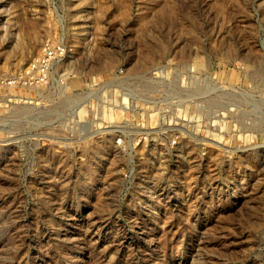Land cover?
<instances>
[{"label": "rangeland", "instance_id": "1", "mask_svg": "<svg viewBox=\"0 0 264 264\" xmlns=\"http://www.w3.org/2000/svg\"><path fill=\"white\" fill-rule=\"evenodd\" d=\"M50 35L69 51L54 82L0 89V264H264V0H0V73ZM159 65L175 126L118 147L85 82Z\"/></svg>", "mask_w": 264, "mask_h": 264}, {"label": "built area", "instance_id": "2", "mask_svg": "<svg viewBox=\"0 0 264 264\" xmlns=\"http://www.w3.org/2000/svg\"><path fill=\"white\" fill-rule=\"evenodd\" d=\"M68 52V45L64 36L50 35L46 37L37 57L24 70H21L18 74L0 73V89L18 86H28L35 89L52 81L54 82V70L66 60ZM154 72L158 75L151 74L149 77H154L151 80L143 75H132L126 68H121L111 75L110 79L94 77L91 82H85L90 91L83 88L87 92L85 99L88 101L83 106L86 107L87 112L88 108H91V114L94 117H99V112L102 109L103 112L109 110L110 114H113L110 115V139L114 140L118 147L140 150L162 148L159 144L162 143L160 140L164 139L160 135L161 129L175 126V124L167 122L166 118L169 116L166 117V115L171 116L174 106L181 100L176 86L180 85L179 81L170 78L168 70L163 65H159ZM149 80L152 81V85L148 84ZM183 80L184 78L180 81L182 86ZM107 93H110V109L106 108V105L101 106L99 103H96L95 106L96 99L106 102ZM162 99L166 101L165 106L168 107L165 110L166 114H163L165 116V126L158 125L159 116L162 113L155 105H152ZM147 102L152 103L148 104ZM79 106L77 104L73 107L69 115L74 116L76 114L80 117L78 110L83 106ZM116 115L122 120H113ZM132 117H137L139 121L134 122L135 119L131 121ZM80 119L81 117L79 119L74 118L73 122L75 123L72 128L81 131L82 135V131L88 127V121ZM170 122H172V119ZM100 129L101 127H97L94 132H98ZM81 135L78 137H81ZM177 137L179 138V135ZM164 144L165 147H169L170 144L177 147L175 144H178V141L174 139L169 145L166 142Z\"/></svg>", "mask_w": 264, "mask_h": 264}, {"label": "bare ground", "instance_id": "3", "mask_svg": "<svg viewBox=\"0 0 264 264\" xmlns=\"http://www.w3.org/2000/svg\"><path fill=\"white\" fill-rule=\"evenodd\" d=\"M68 97V96H67ZM72 105V104H71ZM109 116V112L106 113Z\"/></svg>", "mask_w": 264, "mask_h": 264}]
</instances>
